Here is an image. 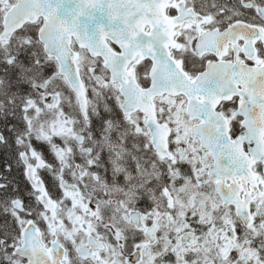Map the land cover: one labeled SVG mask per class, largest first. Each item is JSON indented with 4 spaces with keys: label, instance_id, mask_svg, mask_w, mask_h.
Listing matches in <instances>:
<instances>
[{
    "label": "snow or ice",
    "instance_id": "6c2138e0",
    "mask_svg": "<svg viewBox=\"0 0 264 264\" xmlns=\"http://www.w3.org/2000/svg\"><path fill=\"white\" fill-rule=\"evenodd\" d=\"M0 264H264V0H0Z\"/></svg>",
    "mask_w": 264,
    "mask_h": 264
},
{
    "label": "flooded vegetation",
    "instance_id": "af4514ba",
    "mask_svg": "<svg viewBox=\"0 0 264 264\" xmlns=\"http://www.w3.org/2000/svg\"><path fill=\"white\" fill-rule=\"evenodd\" d=\"M45 176H46V178H47L46 180H48V177H47V175H46V174H45Z\"/></svg>",
    "mask_w": 264,
    "mask_h": 264
},
{
    "label": "trees",
    "instance_id": "16d2710c",
    "mask_svg": "<svg viewBox=\"0 0 264 264\" xmlns=\"http://www.w3.org/2000/svg\"><path fill=\"white\" fill-rule=\"evenodd\" d=\"M21 179H22V177H21Z\"/></svg>",
    "mask_w": 264,
    "mask_h": 264
}]
</instances>
